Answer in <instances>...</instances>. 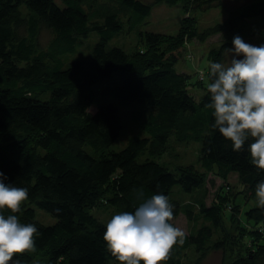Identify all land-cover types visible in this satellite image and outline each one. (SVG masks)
Here are the masks:
<instances>
[{"label": "trees", "instance_id": "1", "mask_svg": "<svg viewBox=\"0 0 264 264\" xmlns=\"http://www.w3.org/2000/svg\"><path fill=\"white\" fill-rule=\"evenodd\" d=\"M222 1L0 0V172L6 184L28 190L14 215L37 228L35 251L13 261L119 263L107 251L101 212H134L163 194L190 231L162 264L196 257L198 264L213 249L236 253L228 264H264V208L255 194L264 170L251 164V141L236 152L212 129L209 67L193 74L175 68L192 40L220 34L207 59L225 64L235 36L264 44V0H235L242 3L223 22L200 30L192 12ZM180 2L185 16L176 34L139 29L154 5ZM44 28L52 33L46 46ZM124 31L138 33L131 50L110 44ZM124 120L137 132L116 149ZM189 142L200 144L196 165L160 160L171 143ZM209 174L223 180L211 205Z\"/></svg>", "mask_w": 264, "mask_h": 264}, {"label": "clouds", "instance_id": "2", "mask_svg": "<svg viewBox=\"0 0 264 264\" xmlns=\"http://www.w3.org/2000/svg\"><path fill=\"white\" fill-rule=\"evenodd\" d=\"M233 47L224 49L228 62H209L207 92L212 110V129L230 141L239 152L248 143L251 164L264 170V44L244 42L235 36ZM205 75L201 73V79ZM0 172V264H20L14 256L35 251L37 228L22 224L14 215L28 198V190L6 184ZM257 204L264 208V182L255 190ZM142 195V193H141ZM173 205L163 194L144 200L134 212L113 215L106 223L103 239L107 251L119 264H162L176 244H183L185 232L174 226Z\"/></svg>", "mask_w": 264, "mask_h": 264}, {"label": "rangeland", "instance_id": "3", "mask_svg": "<svg viewBox=\"0 0 264 264\" xmlns=\"http://www.w3.org/2000/svg\"><path fill=\"white\" fill-rule=\"evenodd\" d=\"M145 2L152 3L154 0H144ZM242 1H235V0H223L221 6L214 7L207 11H199V12H192V15L196 17L199 21L200 30H203L207 27L213 26L218 22H223L229 14V9L238 6L241 4ZM184 11L182 9V3H178L175 5H168L166 3L156 4L153 7L151 15L140 24L139 29L141 31H153L157 33H166V34H176L180 27V21L184 17ZM52 33L49 29H43L41 31V42L44 46H46L50 39ZM97 38V37H96ZM222 36L220 34H215L209 37L206 42L201 44L197 40H192L188 42L187 48L184 51L182 59L176 65L177 71H183L186 73L193 72L197 73L201 72L203 69L206 71L209 67V61L207 56L210 54V50L213 48L219 47ZM138 33L134 32H123L122 34L116 36L110 41V44H116L119 46L124 47L126 50H131L132 47L135 46L138 40ZM246 43L257 45L258 42H254V40L245 41ZM228 62V58L226 56V63ZM204 73V72H203ZM120 114H122V109L120 110ZM124 129L120 138L114 144L116 149H121L127 143V139L130 136V133H136L137 129L133 127L130 122H125L124 120ZM199 149L200 144L198 142H189L187 145H184L183 148L178 147L177 145H173L171 143L169 150L160 158L163 162V159L168 161H173L174 165L178 164H194L197 163V158L199 157ZM170 155V156H169ZM172 156V157H171ZM207 186H208V193L206 202L208 205H211L213 197L215 193L220 190V187L223 185V180L219 177H215L214 174H209L207 177ZM230 183L234 185L236 183V176L232 175L229 179ZM178 188V187H175ZM96 212H99L98 210ZM42 213V212H39ZM118 214L117 212L113 211H104L100 214V219L109 220L113 215ZM39 215V214H38ZM98 215V214H97ZM45 221L48 222L49 218L45 217ZM106 221V222H107ZM173 223L176 227L181 228L184 232L190 231V224L188 223V218L184 214H180L178 217L173 219ZM237 223L234 222V225ZM250 236L246 237L244 241L249 242ZM229 239L231 237L229 236ZM247 242V243H248ZM252 243V242H250ZM227 250L223 249H213L209 251L203 256H200V261L198 264H226L229 263L231 257H234L236 253L227 255ZM241 252V251H240ZM238 254V252H237ZM197 260L196 258L189 259V264H194ZM12 263V262H10ZM113 264H119L113 262Z\"/></svg>", "mask_w": 264, "mask_h": 264}]
</instances>
